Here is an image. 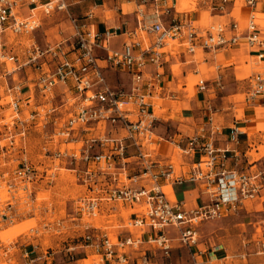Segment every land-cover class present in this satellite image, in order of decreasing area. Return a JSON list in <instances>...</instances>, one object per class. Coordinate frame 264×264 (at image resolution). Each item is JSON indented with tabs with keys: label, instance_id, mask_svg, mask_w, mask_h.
<instances>
[{
	"label": "built area",
	"instance_id": "built-area-1",
	"mask_svg": "<svg viewBox=\"0 0 264 264\" xmlns=\"http://www.w3.org/2000/svg\"><path fill=\"white\" fill-rule=\"evenodd\" d=\"M174 1L134 0L136 25L127 31L130 38L120 48H110L106 41L114 33L89 29L86 20L92 18V12L83 18L75 17L68 11V0H0V63L14 64L13 68L4 69L0 76L13 77L23 70L26 77L25 81L12 78L10 84L5 79L10 111L1 119L7 117L0 130V141L7 143H0V157L4 161L0 164V188H5L8 196L4 199L0 196V222L16 216L18 188L27 191L41 182L46 186L51 183L50 166L39 169L43 163L25 158L28 131L37 126L44 129L48 124L53 128L44 135L42 153L60 160L61 164L64 161L72 164L68 170L74 172L86 190L74 200L76 213L81 218L83 215L93 218L114 202L135 206L136 210L123 226L127 229L148 227L151 232L146 237L147 244L160 250L163 256L169 254L174 239L182 246L196 245L202 222L223 217L235 210L242 200L257 194L259 174L247 175L226 167L228 149L217 147L212 140V133L218 129L216 126L208 134L201 130L188 137L182 151L197 159L185 172L187 175L176 174L173 161L153 159L146 149H154L157 117L152 91L163 74L165 54L178 53L181 45L189 54L197 49L215 51L238 44L241 37L250 45L264 44L258 37L255 20L261 18L256 12L249 15L245 29L236 30L237 22H232L234 33L228 36L224 23L197 28L191 19L170 14L171 9L179 13ZM229 1L210 0V5L224 10ZM243 1L250 6L256 3V0ZM22 4L27 5V16L19 11ZM54 11L64 12L69 18L73 34L68 43L32 41L26 46L24 59H19L8 39L31 34L41 24L40 15ZM243 30L246 31L244 35L241 34ZM25 68L32 71L31 77L27 76ZM106 69L126 72L130 87L123 89L111 85ZM248 82L245 101L264 102V74H252ZM57 84L65 85L69 92L60 107H66L71 98L75 99L67 118L56 116L55 106L44 110L37 107L39 104H32L33 108H29L34 93L48 99ZM195 86L199 91L205 90V79L199 76ZM171 92L169 90L168 95ZM5 109L0 103V110L4 112ZM57 112L60 114L59 110ZM233 131L237 133L236 129ZM11 153L25 154L11 158L12 161L18 159L14 167L4 157ZM131 163L137 171L130 172ZM160 178L168 185L184 179L202 181L212 198L201 205L184 208L180 201L167 196L158 183ZM140 180H147L149 185H132ZM222 190L227 191L226 196ZM31 192L26 196H31ZM98 229L86 222L82 236L95 248L102 262L135 263L130 261L126 250L137 249L143 241L142 234L133 237L131 233H118L112 241L108 233Z\"/></svg>",
	"mask_w": 264,
	"mask_h": 264
},
{
	"label": "crops",
	"instance_id": "crops-1",
	"mask_svg": "<svg viewBox=\"0 0 264 264\" xmlns=\"http://www.w3.org/2000/svg\"><path fill=\"white\" fill-rule=\"evenodd\" d=\"M77 1L79 2L80 0L74 2L76 3ZM72 3L71 0H68L69 6ZM105 3L106 0L94 3L93 6L89 7L78 17L83 18L85 14L91 11L92 18L86 20L89 29L100 32L104 30L112 31L114 34L106 41V45L110 48H120L122 44L130 38L127 31L133 29L136 25L134 0H116L117 5L115 10H118V15L113 19L106 16L110 8L106 7ZM173 4L179 13H175L174 10L171 9L170 14H174L183 19H191L197 28H203L212 23H224L227 28L228 36L234 33V30L231 31L230 24L232 22H237L236 30L245 29L249 15L252 12L264 14V0H256L255 5L252 6L248 5L243 0H230L225 5L224 10H218L211 6L210 0H175ZM191 4H195L194 9H186L188 6H191ZM97 8H99L100 12L96 13L95 9ZM19 11L22 16H27V5H20ZM54 14L58 16V14L64 15L65 13L54 11L49 15L41 14L40 26L45 17ZM258 17L261 19L255 20L257 23V33L260 40L264 41V16ZM63 22L65 21H62L61 24ZM54 26L57 27V25L52 24L47 27V29H44L43 44L48 42L61 43L62 45L67 44L73 34L69 18L66 19L64 23L65 29L61 26V28H55V32H47L52 29V27L54 28ZM241 32L243 35L246 34L245 30ZM101 42L104 43V40ZM99 53H102V51L99 50ZM70 55L71 54H69V56ZM246 57L247 59L244 60L243 58ZM248 58H255L258 62H264V44L250 45L245 38L241 37L238 44L215 51H202L201 49H197L195 53L189 54L185 52V47L181 45L178 47V53L165 54L163 74L160 81L157 84L154 83L155 90L152 91V102L157 117L155 123H158V129L155 132L156 137L153 139L154 149L151 150L152 148H146L151 153L153 159L163 162L169 160L173 161L176 174L181 173L187 175L185 172L190 170L193 161L197 159V156L187 155L182 151L186 146L188 137L201 130H204L205 134H208L212 128L216 126L218 129L216 132L212 133V140L217 147L228 149L226 167L235 169L239 173L247 175L259 174V177L261 176L260 180H257L260 187L257 194L250 200V204L244 199L246 202L242 200V203H240L235 210H231L226 214L228 215L235 212V214H231L229 217L237 219L238 222H244L249 214L253 215L254 212H259L260 209L264 208V154L260 152V146L264 145V128L259 126L261 122L264 123V102L258 100L247 102L243 99L241 100L242 103L237 104L231 101L226 107L221 106V108L214 110L212 109V101L209 99V94L216 89L223 88V83H225L224 78H226L229 73L233 72L236 77L235 69L237 64L241 62L246 63ZM202 64H205L206 68L214 67V70L210 72L211 74H209V70L207 72H202ZM173 66H177V68H172ZM105 73L107 79L110 75L116 77V79L117 77L119 79L120 76L126 77L128 84L127 87L123 89H128L130 87V77L126 72L106 69ZM205 73L209 76L207 77ZM188 75H197L204 78L206 81V89L199 91L196 88L195 99L190 102V107L187 108L182 107L181 100H184V95L187 93L185 90L187 86L185 79ZM109 80L110 79H108V81ZM234 84L235 86L237 85L236 81ZM178 86H181V88ZM169 90L172 91L169 93V95L172 94L170 96L168 95ZM234 90L235 91H231L229 95H234L238 92L237 87L234 88ZM229 95H225L224 98L229 97ZM177 102L180 104V110L174 112L173 108ZM240 106H242V114L238 115L237 111ZM172 113L175 114L176 118L173 119L170 117ZM165 114L169 115L168 118L170 117L171 123L174 125L176 124L177 127V131L168 137H164L159 132L161 131L160 126L163 120H167L164 118ZM182 127L184 130H181ZM233 129H236L237 133H234ZM191 132L195 133L192 134ZM188 133L191 134L189 135ZM129 151H131V148H129ZM28 152V149H26L25 154L28 155ZM14 154L15 153H11L7 155H12L10 158H15ZM22 155L18 153L17 157H21ZM6 158L9 157L7 156ZM130 166V172L137 171L138 168L132 166V163ZM158 183L163 187L168 185L163 178H160ZM132 185H149V182L147 180H140L136 183H132ZM169 187L170 191L167 192V196L172 200L180 201L184 208H192L201 205L212 198V194L204 189V183L202 181L184 179L181 182H171ZM222 191L223 196H226L227 191ZM124 206L130 210L128 213L129 218L136 208L135 206H129L128 203H125ZM249 208L252 210L250 211ZM200 226L198 228L199 238ZM204 226L205 224L202 225V228ZM126 230L127 233H131L133 237L139 234L143 236V241L139 244L137 249L129 248L126 250L130 257V261L135 262L134 264H208L210 261L220 260L226 257V246L224 244L213 245L210 242L211 237H215L219 233L212 236L207 235L209 242L204 238L191 247L182 246L174 239L171 243L172 248L169 254L163 256L160 250L147 244L146 237L151 232L148 227L143 226L141 229L135 227L134 230L126 228ZM172 235L174 234L172 233ZM93 250L96 252L95 248H93ZM105 262L106 264L114 263L113 261H104L103 263L105 264Z\"/></svg>",
	"mask_w": 264,
	"mask_h": 264
},
{
	"label": "rangeland",
	"instance_id": "rangeland-1",
	"mask_svg": "<svg viewBox=\"0 0 264 264\" xmlns=\"http://www.w3.org/2000/svg\"><path fill=\"white\" fill-rule=\"evenodd\" d=\"M74 1L76 0H71L73 3L69 6V13L80 17L84 11L101 0H80L79 2L77 1L78 3ZM116 5V0H106L105 6L110 8L106 16L113 19L118 15V10H115ZM194 6L195 4H191L186 9H194ZM95 11L96 13L100 12L99 8L95 9ZM55 15L45 17L42 25L31 34L19 35L8 39L9 46H12L16 51L19 59H24L26 46L32 41L43 44L44 29H47V27L52 24L57 25V27L54 26L47 32H55V28L58 29L61 26L65 29L64 23L68 19L67 14ZM255 15L264 16L262 13H256ZM62 21L65 22L61 24ZM243 59L245 60L247 57ZM13 67L14 64L10 62H7L6 65L0 63V74L3 73L4 69ZM174 67L177 68V66L172 68ZM201 69L202 72L209 70V74H211L210 72L214 70V67L206 68L205 64H202ZM235 70L236 77L233 72L229 73L224 78L223 88L210 92L209 99L212 101V109L217 110L221 106L226 107L231 101L237 104L242 103L241 100L244 99L249 88L248 75L254 72L264 73V62H258L255 58H248L246 63H238ZM25 71L27 76L31 77L32 71L29 68H25ZM20 74H13V77L8 75L5 79L8 84L13 79L15 81H25L26 77L23 75V70L20 71ZM206 76L208 77L209 75L206 74ZM198 77L197 75H188L185 79L187 85L185 90L187 93L184 95V100H181L182 107H190V102L195 99V83ZM5 79L0 76V103H3L6 108L5 113L0 110V130H3L2 123L7 120V117L5 120H1L2 116L10 111V109H7L9 97L6 96ZM108 79H110L109 82L113 86L127 87L128 80L126 77L120 76L119 79L118 77L116 79V77L110 75ZM235 81L238 86H235ZM178 87L181 88V86ZM236 87L238 92L234 95H229L231 91H235L234 88ZM67 93L69 94L68 88L62 84L56 85L53 94L48 99L39 97V95L34 93L31 97L29 108H33L32 104H39L37 107H42L44 110L55 106L57 111H60V114L56 111V116L67 118L68 110L72 108V103L75 101V99L71 98L66 107H60L63 102L62 99ZM225 95H229V97L224 98ZM173 109L174 112L180 110V104L177 102ZM237 112L238 115L242 114V106L238 108ZM24 114L26 116L27 112L24 111ZM168 116L167 114L164 115L167 120H163L160 126L161 131H159L164 137H168L177 131L176 124L174 125L170 121V117L176 118L175 114H170L169 118ZM259 126L264 128V123L261 122ZM157 127L158 123H155L156 129H154V132L158 129ZM52 128L53 126L48 124L44 129L37 126L28 131L27 149L29 152L28 155H25V158L34 163H43L42 166L38 167L39 169L50 166L49 172L53 175V178L51 183L48 184L49 186L41 182L27 191H23L20 188L17 189L15 195L19 198L15 202L16 216L12 220L0 222V232L2 231L0 236L3 238H0V264H104L100 259V255L94 252V247L88 245L89 242H86L82 236L86 222L98 227V231L108 233L112 241H115V234L120 233L123 235L127 233L123 224L127 223L130 210L122 202H114L108 205L100 215L93 218L84 215L81 218L80 214L76 213L74 200L79 196H83L86 190L74 172L68 170L71 169L72 164L69 165L65 161L61 164L60 160L45 157L41 150L45 138L44 135L51 132ZM181 130H184L183 127ZM191 133L188 134L190 135ZM0 143L4 144L7 141L1 140ZM67 146L70 147L71 145ZM260 152L264 154V145L260 146ZM7 156L9 157L8 164L14 167L18 163V159L12 161L10 158L12 155ZM3 162V157H0V164H3ZM169 188V185L163 187L167 192L170 191ZM29 191H32L31 196L27 197L26 195ZM1 192L4 194L0 195L3 199L8 196L5 188H0V194ZM12 192L14 191L10 193ZM251 199H246L248 204H250ZM249 210L251 211L252 209L249 208ZM231 214L233 215L235 212L219 219L206 220L200 226V238L198 241L205 238L209 242L208 236L219 233L217 236L211 237L210 242L213 245L224 244L226 246V257L210 261L208 264H264V208L260 209L259 212H254L253 215L249 214L244 222H238L237 219L229 217ZM203 224L205 226L202 228ZM134 229L135 227H131V230ZM12 230L15 233L6 234Z\"/></svg>",
	"mask_w": 264,
	"mask_h": 264
},
{
	"label": "bare ground",
	"instance_id": "bare-ground-1",
	"mask_svg": "<svg viewBox=\"0 0 264 264\" xmlns=\"http://www.w3.org/2000/svg\"><path fill=\"white\" fill-rule=\"evenodd\" d=\"M180 1V0H179ZM180 3V2H179ZM178 3V4H179ZM175 4H176V2H175ZM178 7V6H177ZM170 189V188H169ZM167 192V191H166ZM3 192H1V194L0 195H4V194H2ZM21 229V228H20ZM6 230V229H5ZM17 230V229H16ZM13 231V232H12ZM12 231H10V232H7L6 234H12V233H15V231L14 230H12ZM2 232V231H1ZM1 232H0V234H1ZM4 236V235H3ZM109 236V235H108ZM0 238L1 239H3L1 236H0Z\"/></svg>",
	"mask_w": 264,
	"mask_h": 264
}]
</instances>
